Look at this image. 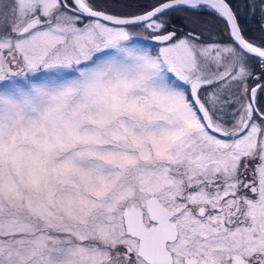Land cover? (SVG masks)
Here are the masks:
<instances>
[{"label": "snow or ice", "instance_id": "obj_1", "mask_svg": "<svg viewBox=\"0 0 264 264\" xmlns=\"http://www.w3.org/2000/svg\"><path fill=\"white\" fill-rule=\"evenodd\" d=\"M0 264H264V0H0Z\"/></svg>", "mask_w": 264, "mask_h": 264}, {"label": "flooded vegetation", "instance_id": "obj_2", "mask_svg": "<svg viewBox=\"0 0 264 264\" xmlns=\"http://www.w3.org/2000/svg\"><path fill=\"white\" fill-rule=\"evenodd\" d=\"M252 27H255V24H253Z\"/></svg>", "mask_w": 264, "mask_h": 264}]
</instances>
